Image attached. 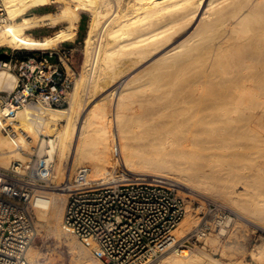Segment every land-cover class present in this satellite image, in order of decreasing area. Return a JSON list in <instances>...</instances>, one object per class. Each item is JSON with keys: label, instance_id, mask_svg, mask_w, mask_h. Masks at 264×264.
I'll return each instance as SVG.
<instances>
[{"label": "bare ground", "instance_id": "6f19581e", "mask_svg": "<svg viewBox=\"0 0 264 264\" xmlns=\"http://www.w3.org/2000/svg\"><path fill=\"white\" fill-rule=\"evenodd\" d=\"M0 1L8 19L0 29V48H56L61 41L74 37L80 21V11L89 16L83 39L84 64L71 93L69 92L67 105L42 109L23 106L15 117L18 124L15 137L5 135L0 126V168L6 169L18 162L19 171L25 172L30 166L26 153L46 158V170L51 184L35 189L29 204L35 208L39 227L45 226L58 239L63 235L67 236L69 248L76 253L78 264H105L91 255V250L96 247L94 241L85 239L84 242H79L73 239L72 234L69 235L70 230L62 222L67 191L61 183L67 181L71 173L83 165L89 168L88 177L91 180L104 182L111 172L120 177L137 175L151 181H133L124 177L120 179L123 182L171 181L193 195L226 203L237 219L234 222L235 228H231L234 233L228 232V235L234 237L233 240L230 239L231 243L234 242L233 246H236L237 236L240 235H236L235 231H241L243 226L252 224L264 229V158L257 165L251 164L253 161L247 167L242 164V160L245 161V157L247 159L251 154L250 150L247 151L251 147L248 143L251 139L247 142L249 135L256 130L264 135V0ZM56 4H61L56 11L30 13L33 8ZM55 25L61 26L50 34L35 37L29 33L35 28L48 29ZM193 25L195 28L192 32L176 42ZM202 49H207V54L210 53L216 61L219 60V66L223 58L230 65L232 74L230 73L229 84L222 79L225 85L222 84L219 95L215 92L218 96L213 94L208 99L201 96L203 100L192 97L193 101L197 99L198 104L203 103L209 109L202 117L197 113L199 119L196 118L198 120L195 124L185 127L181 125L185 120L183 110H176L179 104L172 110L174 101L179 103L178 98L182 97L192 101L189 96L185 98L188 95L184 94L185 91H193L198 86H195L196 80L206 79L208 76L200 71L197 72L200 73L197 78L195 73L193 76L197 79L192 82L195 83L194 87L191 83L188 85L191 87H183L185 91L175 90L176 87L173 89L171 85L177 84L174 82V75L173 79L168 80L167 76L165 83L167 85L170 82L168 85L171 88L167 86L169 91L164 96L163 91L159 94L157 92L162 90L159 88L162 83L158 81L164 77L159 76V71L161 69L162 73V69L168 71L171 68L173 71V68L177 70L193 66L194 61L199 58H194L195 53L198 50L202 53ZM157 52L161 53L152 64L145 67L148 71L144 68L146 73L141 70L143 75L141 71L129 74ZM199 56L202 55L199 53ZM163 63L165 64L162 65ZM154 64L157 67H153ZM120 77L124 79L103 95L101 90ZM16 79L15 74L0 70V91L13 89ZM190 81L191 79L189 83ZM172 89L177 91L172 92L176 94L175 97L171 95ZM99 91L103 96L97 98ZM180 93L185 96L181 97ZM208 100L213 105L206 104ZM189 101L184 104L190 103ZM201 109L205 108L202 106ZM188 114L186 119L189 118ZM253 115L256 120L252 119ZM215 122L220 123V129L217 127L216 130L212 126ZM254 124L258 127L254 128ZM248 131L250 134H247ZM40 134L47 138L41 139ZM262 140L264 142V136ZM222 141L226 142L224 146ZM220 148H223V152ZM181 192L184 193L182 189ZM200 201L202 204L203 200ZM187 208L190 213L197 210L187 205L182 219L186 216ZM196 223V216L190 214L171 231V239L179 242L193 230ZM246 228L248 231V227ZM220 232L211 229L203 239L204 244L215 250L219 243L222 244L218 236ZM226 245L219 249L223 256L226 249L232 248L229 243V246ZM203 247H195L194 250L166 249L158 260L147 264H264V238L253 249L250 248L252 250L244 260L236 257L235 260H217ZM41 255V251L29 245L25 260L29 264H39L37 260L42 258Z\"/></svg>", "mask_w": 264, "mask_h": 264}, {"label": "built area", "instance_id": "2783aa9c", "mask_svg": "<svg viewBox=\"0 0 264 264\" xmlns=\"http://www.w3.org/2000/svg\"><path fill=\"white\" fill-rule=\"evenodd\" d=\"M7 22L0 1V29ZM23 50L7 52L0 48L4 55L0 57V70L17 78L13 89L0 91V126L5 135L12 137L17 133L15 117L19 109L25 105L37 109L66 106L75 78L69 46L26 53ZM17 163L0 168V264H26V249L36 237L29 204L32 186L50 176L45 157H37L26 169L28 174L20 172ZM88 175L89 168L79 166L61 183L67 191L62 222L74 238L94 241L96 247L91 255L105 264L156 261L166 249H178L180 245L188 248L204 239L211 229L223 230L219 233L223 238L236 220L231 208L199 201L197 225L174 242L170 233L184 216L187 205V197L175 183L123 182V176L113 172L106 176V181L99 182Z\"/></svg>", "mask_w": 264, "mask_h": 264}, {"label": "rangeland", "instance_id": "374dc122", "mask_svg": "<svg viewBox=\"0 0 264 264\" xmlns=\"http://www.w3.org/2000/svg\"><path fill=\"white\" fill-rule=\"evenodd\" d=\"M60 5L61 4H56V5H43V6H41V7H38V8H33V9H31L30 10V13H36V14H39V13H45V12H52V11H56V10H58L59 9V7H60ZM88 21H89V16H88V13H84V12H82V11H80V21H79V23H78V27H77V31H76V33H75V35H74V37L70 40H65V41H61L62 43H59L57 46H59V45H62V46H69L70 48H71V52H72V55H71V57H70V61H71V65H72V69L74 70V73H75V78H74V81H75V79H76V77H78L79 76V74L81 73V71H82V65L84 64V42H83V39H84V34H85V31H86V29H87V25H88ZM61 25H55V26H50L48 29L47 28H35V29H33V30H31L29 33L32 35V36H41V35H46V34H50V33H52V32H54V31H56L59 27H60ZM195 28V25H193L192 27H190L189 29H187L185 32H183L182 34H181V36H179L177 39H176V42L177 41H179V40H182L183 38H185L187 35H189V33L190 32H192V30ZM176 42H174V43H176ZM12 48H8V47H3L2 48V50H4V51H7V52H9L10 50H11ZM206 50L207 49H204V51H203V49H202V53L203 52H205V53H201V50H198L196 53H195V55H194V58L195 59H197L198 57V60H196V61H194L195 62V64L193 65V66H191V65H189L188 67H186L185 69H183V68H178L177 70H176V68H173V71H172V69L171 68H169V70L171 69V72L168 70V71H166L165 69H162V70H164L162 73H161V69H160V75L157 73V75L156 76H164L163 78H160V80L161 81H158V82H161V83H159V84H161L162 85V87H159V88H162V90H159V91H161V92H159V91H157L158 92V94L159 93H162V91L164 92V96H166V93H168V92H166V91H169V89H168V87L170 86V85H166V83L165 82H167L166 80H165V78H167V76H168V78H167V80L168 79H171L172 77H173V75H174V82H176L177 84H175L174 82H172V83H174V85L172 84L171 86H173V89H174V87H176L175 88V90L177 89V90H184V88L186 89L187 87H188V85L189 84H191L192 82H196L197 81V84H195V83H192L191 85H193V87H194V84H195V86H197V88H198V90H197V88L196 87H192L193 88V91L191 90V89H187L188 91H189V93L187 92V90L185 91L186 93H184L183 91V93L186 95V94H188V95H186V97L185 98H187L188 96V98H191L190 100H192V101H189L188 99H184V97H182V96H185V95H182L181 93V97L182 98H178L179 100L177 101V102H179V103H176V101H174V107L173 106H171L169 109L171 110V108H172V110H174V108H176L177 106H178V104H179V108H176V110L177 109H180L183 113H184V115H185V117H183V118H185V120L183 119V122L181 123V125L182 126H193L195 123L194 122H196L198 119H199V117L201 116V115H205L206 114V112H207V110L209 109V107L207 106V105H205V106H207V107H205L204 106V104L202 103V104H198L196 101H198L199 99H202L203 100V98L202 97H204L205 99L207 98V97H209V96H211V95H213V94H215L214 96H216L217 94L219 95V93H220V90H222L221 89V87H223L224 85H225V83L224 82H226V84H229V82H230V77H231V74H232V69H230V65H228L227 63H225V61H224V59L223 58H221V60H223V62H222V66L220 65L219 66V64L221 63V62H219V60L218 61H216L215 59V57L214 56H211L210 55V53H208L207 54V52H206ZM209 50V49H208ZM200 51V52H199ZM23 52H31V51H26V50H23ZM210 52V51H209ZM161 52H157V53H154V54H152L151 56H149V58H147L144 62H142L141 64H139L137 67H135L134 69H132L130 72H129V74H133V73H135V72H137V71H141V70H144V68L147 66H149V64L151 63L152 64V61L155 59V58H157V56H159V54H160ZM199 53H200V55H202V56H199ZM198 54V55H197ZM209 57L208 59L206 58L207 56ZM197 58H196V57ZM205 56V57H204ZM202 58V59H201ZM203 58L204 59H206V60H203ZM214 58V59H213ZM195 59H193V60H195ZM219 59H220V57H219ZM51 60H54V59H51ZM202 60V61H201ZM211 60V61H210ZM220 60V61H221ZM198 61V62H197ZM213 61V62H212ZM162 62H164V61H160V63H162ZM197 62V63H196ZM204 62H205V64H204ZM211 62V63H210ZM216 62V63H215ZM165 63H166V61H165ZM165 63H163L162 65H164ZM227 64V65H225V64ZM156 64H158V63H156ZM159 65V64H158ZM161 65V64H160ZM205 65V66H204ZM211 65H214V67H212ZM204 66V67H203ZM226 68H225V67ZM153 67H157V65H155L154 64V66ZM159 67V66H158ZM161 67V66H160ZM194 67V68H193ZM203 67V68H202ZM218 67H219V69H218ZM228 67V68H227ZM211 68V69H210ZM212 68H213V71H211L212 70ZM216 68V69H215ZM221 68V69H220ZM146 69V68H145ZM149 69V68H148ZM174 69L176 70V71H174ZM208 69H210V70H208ZM227 69V70H226ZM147 70V69H146ZM182 70V71H181ZM187 70V71H186ZM190 72H189V71ZM199 70V71H198ZM221 70V71H220ZM230 70V71H229ZM148 71V70H147ZM203 72L204 71V73H205V75L206 76H208V77H206V79H207V81H206V79H205V77H204V79H202V78H198L199 76L198 75H200V73L198 74L197 72ZM209 71H211L209 74H208V72ZM144 72H145V70H144ZM166 72V73H165ZM173 72L175 73V74H173ZM176 72H177V74H176ZM207 72V73H206ZM141 73H142V71H141ZM146 73V72H145ZM167 73H169V74H167ZM171 73H172V75H171ZM193 73V74H192ZM195 73H197L196 74V77L199 79V81H198V79L197 78H195L193 75L195 74ZM211 73H213L212 75H211ZM222 73H224V74H222ZM231 73V74H230ZM144 73H142V75H143ZM219 74V75H218ZM184 75V76H183ZM221 75V76H220ZM224 75V76H223ZM171 76V77H170ZM193 76V77H192ZM210 76H211V78H210ZM185 77V78H184ZM219 77H220V79H219ZM227 77V78H226ZM172 78V79H173ZM175 78H177V79H175ZM194 78V80H192ZM124 79V77H120L119 78V80H116L115 82H113L110 86H107V87H105L103 90H101L102 91V94L103 95H105L107 92H108V90H109V88H111L113 85H116V84H118L119 82H121L122 80ZM189 79H191V81H190V83H189ZM195 79H197L196 81H195ZM210 81H209V80ZM216 79V80H215ZM222 79H224L225 81L223 82L222 81ZM159 80V79H158ZM176 80V81H175ZM187 80V81H186ZM202 80V81H201ZM222 82H221V81ZM119 81V82H118ZM173 81V80H172ZM204 81V82H203ZM218 81V82H217ZM221 83H220V82ZM199 82V83H198ZM201 82V83H200ZM165 83V84H164ZM220 83V84H219ZM186 84V85H185ZM222 84H223V86H222ZM160 85V86H161ZM177 85V86H176ZM191 85L189 86V87H191ZM261 85H262V83H261ZM168 86V87H167ZM171 86H170V88H171ZM177 87H179V88H177ZM184 87V88H183ZM188 87V88H189ZM164 88V89H163ZM171 90V95H176V94H174V93H177V91H175L174 92V90ZM191 90V91H190ZM71 91H72V89H71ZM71 91H70V93H71ZM101 91H99L98 92V94H97V98H100V97H102L103 95L101 94ZM107 91V92H106ZM156 92V93H157ZM172 92H174V93H172ZM179 92V91H178ZM217 94H216V93ZM190 94L192 95L191 97H190ZM199 96H198V95ZM179 95V94H178ZM217 95V96H218ZM179 96V97H180ZM202 96V97H201ZM70 97V96H69ZM175 97V96H174ZM195 99V97L198 99H196V100H194L193 101V98ZM181 99H183V100H188L190 103H192L191 105H190V103H187V104H184V103H186V102H188V101H180ZM208 99V98H207ZM183 102V103H182ZM199 102V101H198ZM176 103V104H175ZM183 104L184 106H186V107H183V105L181 106L180 104ZM194 103V104H193ZM206 104H211V103H213V102H211V101H209L208 100V103H207V101L205 102ZM189 104V105H188ZM177 105V106H176ZM196 105H199V107L198 106H196ZM211 105H213V104H211ZM176 106V107H175ZM190 106H192V107H190ZM194 106V107H193ZM202 106H203V108H205L206 109V111H205V109H201L202 108ZM182 107V108H181ZM188 107H190V110L189 111H187L189 108ZM185 108H186V111H187V114L188 113H192L191 115H192V118H191V115H189L188 117L189 118H191L190 119V121H187V120H189V118L188 119H186V116H187V114L185 113L186 111H185ZM192 109H194V110H192ZM196 109V110H195ZM181 111H178V112H181ZM192 111H194V112H192ZM201 113H200V112ZM204 111H205V113H204ZM176 112V111H175ZM196 113V114H195ZM197 113H198V116L199 117H197ZM255 113V112H254ZM253 113V114H254ZM257 114H258V112L256 111V115L255 116H257ZM254 115H253V118L252 119H255L254 118ZM195 118H194V117ZM202 117V116H201ZM196 118H198V119H196ZM196 119V120H195ZM194 120V121H193ZM256 120V119H255ZM193 121V122H192ZM185 122H187V123H185ZM190 124H189V123ZM194 123V124H193ZM218 122H215V123H213V127L216 129V130H218V129H220L219 127H220V123H218ZM185 124V125H184ZM193 124V125H192ZM218 125H219V127H218ZM257 125L256 124H254L253 125V127L254 128H257L256 127ZM217 127H218V129H217ZM257 131V130H256ZM255 131V133H254V131H253V136H252V134H251V136L249 135V139L247 140V142L250 140V142H248L250 145H251V147H250V145H249V149H247V151L249 152V150L251 151L250 153V156H248L249 158H247L246 159V157H245V161H244V159L242 160L243 162H242V164L244 165L245 164V167H247V165H249L250 163L249 162H251V161H253V162H251V164H258L259 162H261L262 160H263V158H264V154H262V153H264V151H263V148H264V142H263V133H261L260 131H257L256 132ZM250 131H248V133L247 134H250L249 133ZM259 133V134H258ZM261 133V134H260ZM256 136H255V135ZM257 135L260 137H258L259 138V140H258V138H257ZM263 135V136H262ZM40 138L41 139H46L47 137L44 135L43 136V134H40ZM255 138H257L256 140H255ZM262 138V139H261ZM259 142H258V141ZM227 141V140H226ZM222 143V146H224L225 145V141H222L221 142ZM221 143L219 142L218 144H220V147H222L221 146ZM263 147V148H262ZM255 148V149H254ZM261 149V150H260ZM220 150H222V152H223V148H220ZM219 150V151H220ZM256 150H258V151H256ZM260 150V151H259ZM218 151V150H217ZM254 151V152H253ZM262 151V152H261ZM253 153V154H252ZM260 154V155H259ZM26 155V157L27 158H29V161H28V165L30 164V166H29V168L32 166V164H33V162H34V160L37 158V156H36V154L34 153H32V154H28V153H26L25 154ZM261 155H262V158H260L261 157ZM252 156V157H251ZM220 159V158H219ZM218 159V160H219ZM248 159H252V160H248ZM219 161H221V159L219 160ZM257 162V163H256ZM53 163H55V162H53ZM224 163V162H223ZM221 164V165H224V164ZM249 163V164H248ZM217 164H218V161H217ZM216 164V165H217ZM220 164V163H219ZM218 164V165H219ZM220 166V165H219ZM218 166V167H219ZM254 167V166H253ZM254 168H256V166L254 167ZM249 170V169H248ZM74 172V171H73ZM73 172L71 173V175L73 174ZM252 172H255V171H253L252 170ZM25 173L26 174H28V171L26 170L25 171ZM126 173V172H125ZM125 173H123V174H125ZM256 175V174H255ZM124 178H126L127 180H133V181H139V180H147V181H151L150 179H147L146 177L145 178H140V177H137V175H125V176H123ZM51 183H50V180H46V181H43V182H40L38 185H34V186H32V189H33V192H32V195L35 193L34 192V190L35 189H39V188H43V187H41V186H43V185H50ZM183 191H184V194H185V196L187 197L186 198V200H187V205H190V202H193V204L192 205H190L191 207H193V208H195L196 209V206L199 204V201L202 199V200H207V198H204L203 199V197L201 198V197H199V196H196V195H193L192 193H189L185 188H183V187H180ZM180 189V190H181ZM207 201H212V202H217V201H214V200H212V199H208ZM201 202V201H200ZM217 203H220V201L219 202H217ZM220 204H223V205H225L226 203H224V202H221ZM186 205V206H187ZM225 206H227V207H229L228 205H225ZM32 207V206H31ZM230 208V207H229ZM198 209L195 211V212H189V210H188V208H187V213H186V216L181 220V221H183L184 219H186V218H188L189 217V215L190 214H192V215H195L196 216V218H197V222H198V219H199V217H198ZM31 213H32V216H33V221H34V227H35V231H36V237H35V239H34V241L30 244V245H32L34 248H36V249H38L39 251H41V253L43 254V255H41V259L40 260H37L38 262L37 263H39V264H49V263H51V264H78L76 261V257H75V255H76V253H74L69 247H70V245L68 244V240H67V236H65V235H63L62 237H60L59 239H58V237H55L51 232H49L47 229H46V227L44 226H42V227H39L40 225H39V223L37 222V218H36V214H35V208L34 207H32L31 208ZM237 220V219H236ZM235 220V221H236ZM180 221V222H181ZM37 223H38V225H37ZM196 225H197V223H196ZM246 227H248V231H247V228ZM233 229L235 228L234 227V224H233V227H232ZM243 229H240V227H238V229H240L241 231H239V230H237V231H235L236 233V235H238V234H240V235H238L237 236V238H238V240L236 241L237 243H235L236 244V246H238V243L240 244L237 248H236V246H233L234 245V242L233 243H231L232 241L231 240H233V235H228L229 233H231V232H233L234 233V230H230V232L226 235V236H224L223 238H220V242L222 243L221 245H220V243L218 244V246H216V249L214 250L213 248H211V247H209L208 245H205L204 244V241H203V239L201 240V241H199V242H196L195 244H192L191 243V245L188 247V248H185V247H183V245H180L179 247H181V248H185V249H190V250H194L195 249V247H202V246H204L203 248H206L205 250H206V252L212 257V258H215V259H217V260H221V258L223 259L222 261H227L228 259H233V260H235V257H236V259H241V258H243L242 260H244V259H246L247 257H248V255H249V251H251L254 247L253 246H255V244H257V243H259L260 241H261V239H263L264 238V229L263 228H260V227H254L252 224H248V226H243L242 227ZM44 230V231H43ZM243 230V231H242ZM250 230H252V231H250ZM238 231L240 232V233H238ZM245 231H247V232H245ZM250 231V232H249ZM191 232V231H190ZM242 232H244V233H242ZM232 233V234H233ZM247 233L249 234V235H247ZM246 234V235H245ZM69 235H71V233L69 234ZM244 235L246 236L245 237V239H243V237H244ZM72 236V235H71ZM218 236H219V233H218ZM248 236V237H247ZM73 237V236H72ZM242 237V238H241ZM73 239H76V238H74L73 237ZM231 239V240H230ZM77 241H79V242H83V241H81V240H78V239H76ZM225 240V241H224ZM226 240H229V241H226ZM239 241V242H238ZM245 241V242H244ZM227 242V243H226ZM243 244H242V243ZM257 242V243H256ZM202 243V244H201ZM224 243H226L227 245H228V243H229V245H232V248L231 249H226L225 250V252H224V255L225 256H223V254H220L221 252H219L220 250V247H222V245H226V244H224ZM204 244V245H203ZM254 244V245H253ZM219 245H220V247H219ZM226 245V246H227ZM228 245V246H229ZM242 246V247H241ZM244 246V247H243ZM252 246V247H251ZM68 247V248H67ZM234 247V248H233ZM181 248H178V249H181ZM210 248H211V250H210ZM238 248H240V249H238ZM250 248H252L251 250H250ZM178 249H176V250H178ZM175 250V249H174ZM231 250H232V252H231ZM238 250V251H237ZM244 250V251H243ZM248 250V251H247ZM70 251H72V252H70ZM213 251V252H212ZM227 251V252H226ZM211 252V253H210ZM218 252V253H217ZM237 252V253H236ZM229 254V255H228ZM231 254V255H230ZM71 255H72V257H71ZM74 255V256H73ZM220 255H222V256H220ZM233 255V256H232ZM234 255H236V256H234ZM47 257H49L48 259H47ZM51 257V258H50ZM59 257V258H58ZM52 259V260H51ZM48 260H49V262H48ZM54 260V261H53ZM51 261V262H50ZM48 262V263H47ZM76 262V263H75ZM26 264H29L27 261H26Z\"/></svg>", "mask_w": 264, "mask_h": 264}, {"label": "water", "instance_id": "95a60500", "mask_svg": "<svg viewBox=\"0 0 264 264\" xmlns=\"http://www.w3.org/2000/svg\"><path fill=\"white\" fill-rule=\"evenodd\" d=\"M0 57H4V55L3 54H0Z\"/></svg>", "mask_w": 264, "mask_h": 264}]
</instances>
